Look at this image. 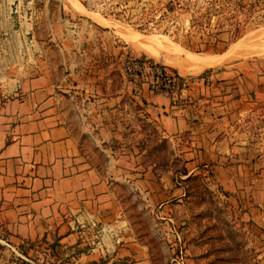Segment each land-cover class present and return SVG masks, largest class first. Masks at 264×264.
Segmentation results:
<instances>
[{
  "label": "rangeland",
  "instance_id": "1",
  "mask_svg": "<svg viewBox=\"0 0 264 264\" xmlns=\"http://www.w3.org/2000/svg\"><path fill=\"white\" fill-rule=\"evenodd\" d=\"M168 1L171 10L163 7ZM77 4L108 21L99 24L79 12ZM206 5V0H20L4 8L0 0V100L10 93L12 79L40 70L59 80L70 73L74 83L101 76L103 92L99 91L96 106L87 89H71L84 121L117 128L120 152L141 154L157 178L164 176L168 188H183V194L166 207L151 211L139 208V199H134L132 220L150 244L153 264H264L259 229L242 218L235 199L209 166L194 170V161L186 159L190 157L185 149L187 132H181L174 143L165 139L154 115L131 100L121 77V62L128 57L157 60L177 72H188L190 68L185 70L182 63H192L194 57L221 58L202 74L227 71L228 94L256 108L248 119L258 128L264 122L260 95L264 83H256L259 77L264 79V0L246 18L240 17L242 33L235 38L233 20L211 15L210 21L204 18L201 26L194 25V13L205 12ZM141 86L146 84L136 88ZM119 89L120 101L109 99L107 94ZM96 110L100 114L95 115ZM188 117L193 119L189 113ZM56 246V242L19 240L1 233L0 264H56L58 260L62 264V250Z\"/></svg>",
  "mask_w": 264,
  "mask_h": 264
},
{
  "label": "crops",
  "instance_id": "2",
  "mask_svg": "<svg viewBox=\"0 0 264 264\" xmlns=\"http://www.w3.org/2000/svg\"><path fill=\"white\" fill-rule=\"evenodd\" d=\"M18 1L2 0L3 7ZM101 20L106 24L107 19ZM208 58L216 59L198 57L200 62L194 64L186 60L182 65L189 71L178 72L202 74L214 66L204 65ZM206 73L211 76L209 85L194 84V94L203 103L192 120L172 107L165 95L146 86L137 89L121 77L131 100L154 115L165 139L174 143L187 132L186 159L194 161V170L211 168L264 242V122L258 128L249 125L256 108L240 97L231 98L225 85L227 71ZM70 75L68 82L47 70L19 75L0 100V234L56 242L64 256L62 264H153L150 244L132 220L134 199H139V208L151 211L166 207L183 194V188H168L164 176L157 178L141 154L120 152L117 128L85 122L79 102L73 104L71 89L91 92L89 100L96 106L99 91L103 92L102 77L91 75L74 83ZM262 82L263 77L256 80ZM260 89L264 98L263 86ZM120 90L107 96L118 100Z\"/></svg>",
  "mask_w": 264,
  "mask_h": 264
},
{
  "label": "built area",
  "instance_id": "3",
  "mask_svg": "<svg viewBox=\"0 0 264 264\" xmlns=\"http://www.w3.org/2000/svg\"><path fill=\"white\" fill-rule=\"evenodd\" d=\"M120 69L134 87L146 84L152 93L165 95L172 107L186 111L192 118L203 103L201 97L193 94V84L201 81L206 86L211 82V76L207 73L187 77L163 63L142 57L124 59Z\"/></svg>",
  "mask_w": 264,
  "mask_h": 264
},
{
  "label": "trees",
  "instance_id": "4",
  "mask_svg": "<svg viewBox=\"0 0 264 264\" xmlns=\"http://www.w3.org/2000/svg\"><path fill=\"white\" fill-rule=\"evenodd\" d=\"M258 1L259 0H206L207 5L205 7V12L202 13L198 11V14L194 13V25L201 26V22L204 18L210 21L211 15L219 16L228 22L233 20L234 30L232 29V31L234 33L233 38H235L242 33L241 23L243 24L244 21H242L240 17L242 15H244V17L248 15L249 12L253 10L252 8L258 3ZM170 3H172V1H168L163 5V7L171 10L169 5Z\"/></svg>",
  "mask_w": 264,
  "mask_h": 264
},
{
  "label": "bare ground",
  "instance_id": "5",
  "mask_svg": "<svg viewBox=\"0 0 264 264\" xmlns=\"http://www.w3.org/2000/svg\"><path fill=\"white\" fill-rule=\"evenodd\" d=\"M77 9L82 12L83 14H86L87 16H89L90 18H94L96 20V22H98L99 24H104V21L101 20V18L97 17L95 14L91 13V12H88L86 11V9H84L82 6L78 5L77 4ZM106 22V21H105ZM127 37V38H126ZM126 40L128 41H132L133 39L131 37H128L126 36ZM150 55L156 57L153 53L150 52ZM201 59V58H200ZM200 59H197L196 57H194V61L193 62H197V60L199 61ZM196 60V61H195ZM202 61V60H201ZM192 62V63H193ZM200 62V61H199ZM218 61L214 60V59H211L209 60V58L207 60L204 61V65H210V64H214L217 63Z\"/></svg>",
  "mask_w": 264,
  "mask_h": 264
}]
</instances>
